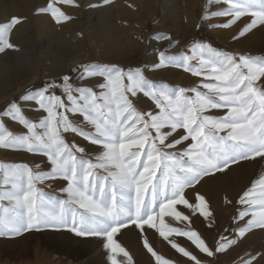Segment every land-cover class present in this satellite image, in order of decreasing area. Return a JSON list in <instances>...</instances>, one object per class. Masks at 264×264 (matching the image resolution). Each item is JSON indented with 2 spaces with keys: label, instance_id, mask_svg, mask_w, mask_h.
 I'll list each match as a JSON object with an SVG mask.
<instances>
[{
  "label": "snow or ice",
  "instance_id": "1",
  "mask_svg": "<svg viewBox=\"0 0 264 264\" xmlns=\"http://www.w3.org/2000/svg\"><path fill=\"white\" fill-rule=\"evenodd\" d=\"M222 2L227 7L209 13L227 18L218 27L230 28L243 22L242 17L248 21L239 31L241 37L264 27V0ZM58 3L72 4L73 0H49L40 11L61 24L71 17L55 6ZM21 22L20 17H12L0 25V52L15 47L7 34ZM158 63L200 77V86L172 88L149 80L139 68L88 63L79 66L80 78L99 79L98 91L75 87L72 77L64 74L59 81L50 80L6 106L0 115V149L43 156L48 168L0 163V236L68 230L77 237L102 238L110 264H123L117 260L119 255L127 258L126 264H133L117 240L129 226L141 233L146 226L156 229L166 241L176 233L209 258L228 251L252 229H264V175L240 195L237 203L243 208L233 219L236 227L226 230L212 246L196 230L184 231L164 222L166 216L189 221L177 208L182 205L212 229L215 217L205 195L194 191L190 200L186 190L203 177L224 173L243 161L264 159V56L237 55L201 42L191 54L170 56L161 51ZM138 94L150 99L154 107L139 110L130 98ZM27 103L41 113L38 121L25 115ZM213 110L223 114H211ZM70 116L82 120L74 122ZM4 118L24 132L8 130ZM67 134L96 146L94 155L89 158L86 147L69 142ZM52 179L65 182L61 189L65 198L38 187ZM170 243L188 264H202L193 252ZM144 247L155 264H172L147 239ZM242 264H264V252L242 258Z\"/></svg>",
  "mask_w": 264,
  "mask_h": 264
},
{
  "label": "rangeland",
  "instance_id": "2",
  "mask_svg": "<svg viewBox=\"0 0 264 264\" xmlns=\"http://www.w3.org/2000/svg\"><path fill=\"white\" fill-rule=\"evenodd\" d=\"M141 3L143 5H140ZM225 7L227 5L222 0H77L76 3H72V12L68 16L76 17L78 20L85 34L84 41L78 36L70 37L67 33L63 34L62 39L67 44L77 45L78 43L81 46L61 56L56 53L43 54L36 50L37 58L30 71L18 81L6 84L0 89V115L11 101L24 94H30L32 90L39 89L50 80L59 81L64 74L72 77L73 86H87L98 91V84L101 82L99 79L83 80L80 78L79 66L82 64H115L126 69L139 68L149 80L157 84H166L172 88H192L200 86L201 78L194 77L174 65H159L158 56L161 51L170 56L186 55L191 54L196 44L206 42L220 51L253 57L264 56V31H261L260 26L242 37L239 36V31L243 29L248 17H242L243 22L238 21L230 28L218 27L227 18L212 17L209 13L221 11ZM41 9H44V6L29 13L31 22L34 15L47 13L40 11ZM137 9H140V12L134 17H125L128 14L134 15ZM55 27L54 33H58L61 27ZM251 35L255 39L249 41ZM161 36L170 39H160ZM109 40L118 43L121 46L120 50L107 47L105 43ZM98 42L104 46H98ZM122 47L128 50H138L139 58L152 56L153 61L140 65H129L124 60L129 55L122 51ZM19 56L21 62L24 63V54L20 52ZM131 56L135 57V55ZM57 94L62 95V92L58 91ZM130 98L139 110L147 111L154 107L153 102L143 94ZM23 109L27 118L32 121H38L41 117L39 111L33 110L31 103L24 104ZM211 114L222 115L223 113L213 110ZM70 118L74 122L82 120L79 116H70ZM3 122L14 134L24 132L18 124L7 118H4ZM66 139L69 142L74 140L81 146H85L89 158L94 155L96 146L89 144L79 136L67 134ZM0 163H27L33 168L40 164L41 170L48 168L46 158L43 156L7 149H0ZM240 166L233 165L224 173L203 177L193 189L186 190L190 200L193 198L194 191L205 195L210 210L219 208L225 216V226L212 232L213 235L211 234L209 241L203 234V230L207 227L203 218L198 215L193 216L182 205L177 206L178 210L188 215L190 220L181 222L174 217H167L172 224L166 225L184 231L194 229L209 246L214 245L226 230L236 227H234L233 219L239 208L235 206L231 217H228L227 201L230 199V193L238 194L244 188V183L238 181L233 172L234 169L239 168L237 176L243 177L245 171ZM38 187L53 197L65 198V194L61 191L65 187L62 179L48 180L39 184ZM256 194L259 193L256 192ZM145 239L158 255L170 260L172 264H188V260L171 247L170 241L193 252L202 260V264H242V258L246 259L249 256L236 248L240 240L225 253L209 258L199 253L186 237L176 233H173L166 241L156 229H147L146 226V230L141 233L135 226H129L117 235L118 242L132 257L133 264H155V258L144 247ZM104 243L102 238L77 237L68 230L42 229L27 231L15 236H0V264H110L109 253ZM117 260L126 264L127 258L119 255Z\"/></svg>",
  "mask_w": 264,
  "mask_h": 264
},
{
  "label": "bare ground",
  "instance_id": "3",
  "mask_svg": "<svg viewBox=\"0 0 264 264\" xmlns=\"http://www.w3.org/2000/svg\"><path fill=\"white\" fill-rule=\"evenodd\" d=\"M48 2L49 0H0V25H3L2 23L4 22L7 23L10 21L12 17H20L22 20L20 24L13 26V28L7 34L9 42H12L11 44H13L15 47L13 49H7L0 52V89L5 87L6 84L9 85L11 82L18 81V79L30 71L34 64L35 58H37L36 50L43 54L56 53L60 54L61 56L62 54L71 53L81 46L78 43L77 45L65 43V41L62 39L63 34L67 33L73 38L78 36L82 41H84L85 34L78 20H76V17H72L70 20L64 23L57 24L53 21L50 14L46 13L44 15L36 14L33 16V21H30L28 16L29 13L35 11L38 7L42 8L44 6V8H46ZM74 2L76 3L77 0H73V3ZM140 5H143V3ZM55 6L59 7L67 15H70L72 12V4L58 3ZM137 10L138 11H136L134 15L128 14L125 17H134L138 12H140V9ZM55 26L61 27L58 33H54V28H56ZM261 31H264V27H261ZM254 39L255 37L252 35L249 37V41ZM97 45L100 47L104 46L100 42H98ZM105 45L114 50H120L121 47L113 40L107 41ZM122 51H124V53H128V58L126 57L127 59L124 60H126V63L128 62L129 65H140L142 63L153 61L152 56L139 58V51L136 49L128 50L123 48ZM20 52L24 54V63L21 62V57L19 56ZM131 55H135V57ZM240 165L239 166L245 171L244 176H237V170L239 168L234 169L233 172L234 177L237 178L238 181L244 183V188L238 194H229V200H231L232 203H227L228 217H231L235 206H238V212L243 208V206L237 203L240 195H242L244 191L248 190L255 180H257L261 175H264V160L262 158L259 159V157H257L255 160L243 161ZM257 193H259V189H257ZM212 212L215 217V226L212 229L206 227L203 230L204 237L208 241L210 240L212 232H215V230L219 228H223L226 224L225 216H223L219 208L212 210ZM167 217L168 216L164 217V222L165 224L171 225L172 222ZM245 219H250V216L246 217ZM235 226L236 225L234 224V227ZM166 247H168V245ZM236 248L244 252L246 255H257L258 253L264 252V229H252L246 234L245 238L240 240Z\"/></svg>",
  "mask_w": 264,
  "mask_h": 264
}]
</instances>
